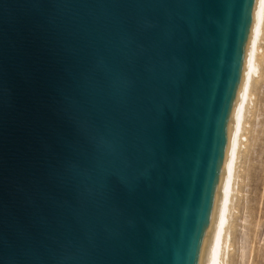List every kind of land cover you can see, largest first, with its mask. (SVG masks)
Masks as SVG:
<instances>
[{
  "label": "water",
  "instance_id": "1",
  "mask_svg": "<svg viewBox=\"0 0 264 264\" xmlns=\"http://www.w3.org/2000/svg\"><path fill=\"white\" fill-rule=\"evenodd\" d=\"M263 0H0V264H200Z\"/></svg>",
  "mask_w": 264,
  "mask_h": 264
},
{
  "label": "rangeland",
  "instance_id": "2",
  "mask_svg": "<svg viewBox=\"0 0 264 264\" xmlns=\"http://www.w3.org/2000/svg\"><path fill=\"white\" fill-rule=\"evenodd\" d=\"M261 43L260 52L263 53L260 54H264V38ZM262 62L257 74V76H260L262 73V76H260L262 78L258 77L260 79L257 78V82L253 83L252 102L249 104L248 109L251 112L248 111L246 114L245 123L247 126L245 125L244 137H242V145L237 161L238 179L235 186L237 190L235 189L233 193L232 199L234 201L232 200L231 204L233 210L231 209V215L229 216L231 221L228 220L230 225L227 224L230 229L229 232H231L229 238L230 236L232 238L231 241L229 239V242L232 245L228 242L229 249H227L228 252L226 250L227 254L225 255L226 264H243V262L244 264H264V58ZM251 165L252 167H250ZM245 227H248L247 235H244ZM246 239L248 240L245 241ZM244 241L248 244L246 250L243 249L242 251V248H245ZM241 256L243 257L241 258Z\"/></svg>",
  "mask_w": 264,
  "mask_h": 264
},
{
  "label": "bare ground",
  "instance_id": "3",
  "mask_svg": "<svg viewBox=\"0 0 264 264\" xmlns=\"http://www.w3.org/2000/svg\"><path fill=\"white\" fill-rule=\"evenodd\" d=\"M263 38H264V0L262 1V5H261L259 17H258V22H257V26H256L254 38H253V43H252V47H251V51H250V55H249V59L247 63V68H246V72H245V76H244V80L242 84V89H241V93H240V97H239V101L237 105V110H236L232 130H231V135H230V139H229V143H228V147L226 151V156H225V160H224V164H223V168H222V172L220 176V181H219V185H218V189H217V193L215 197V202H214V206H213V210H212V214L210 218V223H209V227H208V231H207V235H206V239L204 243V248H203L200 264H226L225 255L228 252L227 249H229L228 242H229V239L230 241L232 240L231 236L229 238V235H231V232H229L230 229H229V226H227V224H229L228 220L231 221L229 219V216L231 215L230 213L233 210V208L231 207V204L233 200L232 199L233 193L236 189L235 186H236L237 179H238L237 178V161H238L239 153H240L239 150L241 149L240 147L242 145V137H244L243 134H244L245 125H246L245 123L246 117H247L246 114L248 113V111H250L248 110L249 104L252 102L251 101L252 95H253L252 88H254L253 83L255 81L257 82L258 79L262 78L260 77L262 76V73L260 74V76H257V74L259 73L262 59L264 58L263 57L264 54H260V53H263V52H260V49L262 47L261 41L263 40ZM250 167H252V165ZM248 169L250 170L251 168H248ZM263 185H264V182H263ZM240 207L242 206L240 205ZM248 210H249V207H248ZM238 216H239V213H238ZM245 228L246 230H245L244 235H247L248 233H246V231L248 227H245ZM247 240L248 239H246L245 241ZM245 241H244L245 248L243 247L242 251L243 249L246 250V246L248 244V243L246 244ZM243 256H241V258Z\"/></svg>",
  "mask_w": 264,
  "mask_h": 264
}]
</instances>
